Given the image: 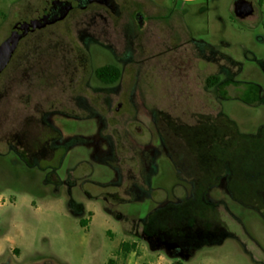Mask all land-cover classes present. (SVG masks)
Listing matches in <instances>:
<instances>
[{"label": "rangeland", "instance_id": "1", "mask_svg": "<svg viewBox=\"0 0 264 264\" xmlns=\"http://www.w3.org/2000/svg\"><path fill=\"white\" fill-rule=\"evenodd\" d=\"M47 1L0 0V44ZM235 1L116 0L120 19L93 5L21 43L0 77V264H264V0L245 18ZM106 64L113 85L95 76ZM31 121L72 138L42 162L55 175L6 152ZM191 223L231 235L186 259L143 237Z\"/></svg>", "mask_w": 264, "mask_h": 264}, {"label": "flooded vegetation", "instance_id": "2", "mask_svg": "<svg viewBox=\"0 0 264 264\" xmlns=\"http://www.w3.org/2000/svg\"><path fill=\"white\" fill-rule=\"evenodd\" d=\"M68 1L72 2L73 7L63 19L57 20L52 24H48L43 28H37L35 30H32L21 39L10 62L7 64L5 69L0 73V77L6 72L7 68L12 63L13 59L16 56L17 51L21 46V43L25 39H27L30 35L35 34L36 32H40L46 29H50L52 27H56L60 24H63L69 17L72 16V14L76 12L78 13L85 12L89 10L93 5H98L100 6V8L104 9L107 15L110 16L111 18L116 17L120 19L124 16V11L122 6H119V13L116 14L110 6H108L105 3H100L96 0L90 1L88 3L86 2L80 3V0H68ZM55 11H56V0H48L47 4L43 7L42 10H38L36 13L26 18V23H30L34 18H38L43 15H48ZM146 17L147 14L144 8L139 4H135L130 13V20L139 30H141L147 24L148 17L147 18ZM192 44H194L198 52H200V54L205 56L206 59H208L209 61H218L221 57H224L223 55L219 54L214 47L209 46L204 42L193 41ZM213 76H217V75H213ZM217 77H218V81L215 85L210 86L208 79H207V83L209 85V88H215L219 91L220 87L225 84V80L220 76ZM87 108L88 110H90V114H89L90 118L97 116L91 108L89 107ZM40 122L41 124L39 126L43 128V130L45 129L49 130L50 126H52L51 122L45 118L40 120ZM25 126H26L25 129H22L19 133H17L11 142H8L7 144L8 149L6 150V152L15 154L29 168L36 167L39 169H48L47 171L48 175L57 174V169H58L57 166L48 165L44 167L42 165V162L49 163L55 158H60V156H62L66 152V147L69 146V143H71L72 138H68L65 139L64 141H60L61 135H59V132L53 128L52 129L55 130L56 133V136L54 137H51L46 133L45 134L43 133L41 136L39 133H38L39 135L37 133L34 134V129H33L34 121L27 122Z\"/></svg>", "mask_w": 264, "mask_h": 264}, {"label": "trees", "instance_id": "3", "mask_svg": "<svg viewBox=\"0 0 264 264\" xmlns=\"http://www.w3.org/2000/svg\"><path fill=\"white\" fill-rule=\"evenodd\" d=\"M121 75L122 71L120 67L115 64H107L95 70L96 78L106 85L115 84L120 79ZM208 81L209 85L213 86L217 83L218 77L211 76L208 78ZM73 205L79 208L75 211V215L81 218L80 223L82 226H86L87 221L83 219L85 213L83 206L76 202H74ZM117 218L122 219L123 217L120 214H117ZM143 222L145 223L146 221ZM145 232L147 234L143 237L147 240L151 248L163 250L171 258L175 259H186L191 251H195L206 245L222 243L226 236L231 235L224 228L207 230L204 227H195L192 223L183 226L181 231L178 232L162 231L161 233L154 232L152 234L148 233L149 230ZM123 247L126 250L130 249L128 243H123ZM175 264L183 263L177 260Z\"/></svg>", "mask_w": 264, "mask_h": 264}, {"label": "water", "instance_id": "4", "mask_svg": "<svg viewBox=\"0 0 264 264\" xmlns=\"http://www.w3.org/2000/svg\"><path fill=\"white\" fill-rule=\"evenodd\" d=\"M93 0H80L82 2H90ZM100 3H105L110 6L113 11L119 13V5L116 0H96ZM82 5V4H81ZM73 4L68 0H56V11L48 15H43L34 18L30 23L21 22L12 29L10 35L0 44V73L5 69L15 53L21 39L30 31L37 28H43L48 24H52L57 20L63 19L72 9ZM255 7L250 0H237L234 3V12L240 18H245L252 15Z\"/></svg>", "mask_w": 264, "mask_h": 264}]
</instances>
